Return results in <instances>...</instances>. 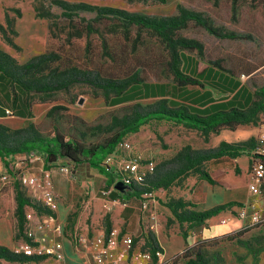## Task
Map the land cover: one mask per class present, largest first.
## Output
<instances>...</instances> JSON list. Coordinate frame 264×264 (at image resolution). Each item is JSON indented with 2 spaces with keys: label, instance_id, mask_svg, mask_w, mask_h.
<instances>
[{
  "label": "rangeland",
  "instance_id": "374dc122",
  "mask_svg": "<svg viewBox=\"0 0 264 264\" xmlns=\"http://www.w3.org/2000/svg\"><path fill=\"white\" fill-rule=\"evenodd\" d=\"M64 1L114 7L149 17L195 13L205 22V26L194 20H187L181 28L174 31L173 37L199 43L204 63L228 74L243 77L253 92L264 86V0H166L165 3L152 0ZM46 11L51 13L49 19L39 16ZM5 17L10 21L9 28ZM0 19V23L7 29V36L14 44L9 45L0 33V50L13 57L18 64H23L36 55L52 53L54 62L50 63L51 67H75L92 72L102 79L135 77L140 82L148 83L174 80L170 70L171 54L166 43L152 31L127 25L119 19L96 20L94 13L87 12H79L70 19L63 16L58 8L50 6L48 0H0ZM176 52L196 55V51L187 49H177ZM20 60L24 62L21 63ZM80 98H83L81 104L78 103ZM30 100L34 104L63 106L65 109L58 112L60 116L55 122L62 132H65L70 122L65 115H76L91 125L107 127L112 116L121 117L128 111L124 104L109 107L108 100L104 99L101 91L84 83L74 84L66 92L32 93ZM82 114L86 117L81 116ZM8 121L0 124L7 127L18 126L17 123L13 124L17 121L15 118ZM263 121L264 114L258 119V123ZM26 124L23 122L18 128L25 127ZM36 128L43 136H52L54 124L45 117L36 124ZM78 128L84 130V127ZM163 129L162 134H157L160 153L169 157H146L154 165L177 154L178 151L174 153L175 144L168 141V133L172 131L186 136L196 147L191 145L193 149H199L198 146L205 140L201 132L195 129L183 126L173 128L167 124ZM70 131L86 144L98 138L94 135L97 133L94 129L93 132L89 130L85 137L79 136L76 131ZM149 132H152L151 126ZM126 140L133 145L131 140ZM30 160L27 154L6 157L7 165L0 160V246L12 253H15L23 238L24 229L23 216H18L17 213L15 187L18 186L34 201L30 197V190L19 179L31 166ZM165 225L171 227L177 224L167 220ZM208 226L205 225L206 228ZM180 230L183 228L180 227ZM195 252L201 253L207 264H264V223L245 228L232 229L229 226L221 232L199 238L180 253L164 257L162 264H192L196 259ZM28 263L0 258V264ZM69 264L76 263L69 260Z\"/></svg>",
  "mask_w": 264,
  "mask_h": 264
},
{
  "label": "trees",
  "instance_id": "16d2710c",
  "mask_svg": "<svg viewBox=\"0 0 264 264\" xmlns=\"http://www.w3.org/2000/svg\"><path fill=\"white\" fill-rule=\"evenodd\" d=\"M165 3L166 0H152ZM50 6L61 10L63 16L72 18L79 12L94 13L95 19L115 18L127 25L138 26L152 31L166 43L171 54L170 70L174 81L180 86L193 85L197 81L190 75L183 72L181 63L184 62L186 53L177 49L196 51V62L202 61L201 45L194 40L176 39L173 37L175 30L181 28L187 20H194L205 26V22L195 13H182L180 16L149 17L139 13H130L114 7H100L84 2L68 3L64 0H48ZM49 19L51 13L39 15ZM5 21L10 25L8 17ZM0 33L5 41L14 46L12 40L7 36V29L0 24ZM54 62L52 53H43L30 58L23 64H18L9 54L0 50V101L11 103L15 113L21 117H28L30 114V94H47L58 91H68L69 88L78 83H84L95 90L101 91V95L109 105L122 104L128 108L121 117L112 116L107 127L91 125L84 122L76 115H65L69 119V126L62 132L55 124L59 118L58 112L65 108L60 105H52L46 113V118L51 119L54 124L52 136H43L36 128V124L28 122L25 127L12 129L0 124V160L4 165L8 163L5 158L16 154L39 152L44 154V168L55 166L59 161H65L73 165L87 163L97 168L106 177V185L113 184L114 179L119 175L117 172L102 165L103 159L111 154L117 145L125 139L128 134L135 133L139 128L152 120H169L181 124L186 128L195 129L204 136L205 140L210 133L216 132L220 127H233L237 124L256 123L259 116L264 114V86L253 92L252 103L241 109L231 107L228 110H218L212 113L199 114L191 112L183 105L173 106L165 99H160L153 104L142 105L133 101L138 94L134 91L138 87L146 88L148 82H140L135 77L121 80L102 79L92 72L82 71L75 67L59 69L51 67ZM212 66V65H211ZM232 75V74H230ZM158 83V82H156ZM24 105V111L18 112L16 108ZM1 112V111H0ZM77 124L79 126H77ZM84 127V130L78 128ZM93 129L97 131L98 138L95 141L85 143L78 135L71 133L76 131L79 136H84ZM252 142L241 141L236 143L221 142L217 147L207 149H193L186 145L171 159L159 162L154 166L151 174H148L141 183H130L127 186L131 195L150 194L157 189H167L177 180L189 173H196L200 179L214 183L212 178L204 169V163L222 157L234 158L249 148ZM15 199L17 203L18 216L24 219L25 206H32L37 211H45L35 201L27 197L18 186L15 187ZM171 211L175 221L187 228L200 227L204 222L218 214L229 205H219L204 211L192 209L193 205L183 199H169L164 203ZM105 227L110 229L108 220H105ZM185 238L186 232L181 230ZM143 249H148L154 256V251L160 249L155 237L146 232L143 234ZM135 241V240H134ZM196 259L192 264H207L205 257L195 252ZM0 258L8 261H30L31 258L10 252L6 247L0 246Z\"/></svg>",
  "mask_w": 264,
  "mask_h": 264
},
{
  "label": "crops",
  "instance_id": "0c3cea01",
  "mask_svg": "<svg viewBox=\"0 0 264 264\" xmlns=\"http://www.w3.org/2000/svg\"><path fill=\"white\" fill-rule=\"evenodd\" d=\"M6 52L11 53L8 50ZM196 60V56L186 53L184 62L180 65L185 74L197 81L196 84L180 86L174 80L151 83L146 88L138 87L133 92H136L138 96L130 102L145 105L165 99L173 106L183 105L191 112L199 114L228 110L231 107L243 109L252 103L253 91L243 77L230 75L204 62H196ZM22 61L20 60L21 63ZM126 103L128 102L122 104ZM122 104H108V106L115 107ZM51 106L47 103H32L29 116L21 117L19 113H15L9 99L0 101V123L3 124L8 119L15 118L17 121L13 124L17 123L18 126H9L13 129L21 127L23 122L38 124L45 119ZM24 109V105L16 108L18 112ZM8 110L11 115L6 113ZM81 116L86 117L83 114ZM166 124L173 128L182 126L169 120H152L142 125L137 132L128 134L125 139L132 141L134 155L142 160H150L146 157L157 159L169 157L160 153L157 137V134L164 132L163 126ZM149 126L152 127V132H149ZM259 130L258 121L237 124L233 127L222 126L216 132L210 133L207 140L200 143L199 149H207L217 147L221 142L252 141L249 148L237 157H222L204 163V169L214 183L200 179L196 173H189L167 189H157L150 194L131 195L128 188L120 190L114 188L112 184L106 185L107 177L85 162L73 165L59 161L55 166L45 169L44 157L41 154H37L35 158L28 155L31 158V166L25 174H39L42 169L50 172L53 191L59 198L57 216L64 225L61 242L68 264L69 260L80 264L79 255L73 252L72 241L76 238H92L104 232L106 218L110 229H116L132 236L140 246L144 244L143 234L151 233L161 247L163 256L169 258L180 253L185 247L191 246L199 238L216 234L229 226H232V229L239 226L238 221L235 220L227 225L218 223L219 217L227 214L223 209L208 218L200 227L187 228V225L183 224L182 228L186 232L184 238L181 235V226L175 221L164 203L169 199H183L193 205L192 209L204 211L219 205L237 206L246 202L250 196L248 185L252 177L250 155ZM168 139L175 144L174 153L179 152L186 145H192L186 136L177 135L176 131L168 133ZM66 165L72 169V174L59 172L58 168ZM85 202L89 204L86 211L83 208ZM167 220L174 221L177 225L168 227L165 225ZM205 225H209V228Z\"/></svg>",
  "mask_w": 264,
  "mask_h": 264
},
{
  "label": "built area",
  "instance_id": "2783aa9c",
  "mask_svg": "<svg viewBox=\"0 0 264 264\" xmlns=\"http://www.w3.org/2000/svg\"><path fill=\"white\" fill-rule=\"evenodd\" d=\"M8 115L11 112L6 111ZM133 145L123 139L115 150L107 155L102 165L117 172L112 186L120 181L122 185L141 183L154 169L151 160H142L134 155ZM32 158L39 152L26 153ZM252 177L248 185L249 199L237 206H229L224 210L226 215L219 217L221 225L232 220L238 221V227H253L264 223V121L260 124L259 133L250 155ZM59 172L72 174L69 166H60ZM24 186L30 190V197L38 202L43 211L32 206H25L23 238L18 243L15 253L31 258L28 264H68L61 237L64 225L57 216L59 198L53 191V183L48 170H40L39 174H24L19 177ZM89 204L84 203L86 211ZM116 229H104V232L92 238L74 239L73 252L79 255L80 264H162L165 259L163 251L156 249L153 254L143 249L138 241Z\"/></svg>",
  "mask_w": 264,
  "mask_h": 264
},
{
  "label": "water",
  "instance_id": "95a60500",
  "mask_svg": "<svg viewBox=\"0 0 264 264\" xmlns=\"http://www.w3.org/2000/svg\"><path fill=\"white\" fill-rule=\"evenodd\" d=\"M82 102H83V98H80V99L78 100V103L81 104ZM114 188H116V189H120V190H124L125 188H127V186H124V185L121 184L120 181H117V182L114 184Z\"/></svg>",
  "mask_w": 264,
  "mask_h": 264
}]
</instances>
